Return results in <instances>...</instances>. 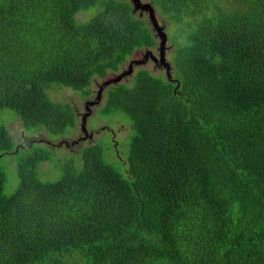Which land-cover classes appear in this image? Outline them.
Segmentation results:
<instances>
[{"label": "trees", "instance_id": "obj_1", "mask_svg": "<svg viewBox=\"0 0 264 264\" xmlns=\"http://www.w3.org/2000/svg\"><path fill=\"white\" fill-rule=\"evenodd\" d=\"M151 4L177 27L173 72L104 86L100 112L131 136L113 163L98 142L64 158L36 135L77 125L54 87L88 96L154 50L150 22L129 0H0V160L16 167L9 193L0 166V264H264V0Z\"/></svg>", "mask_w": 264, "mask_h": 264}, {"label": "rangeland", "instance_id": "obj_2", "mask_svg": "<svg viewBox=\"0 0 264 264\" xmlns=\"http://www.w3.org/2000/svg\"><path fill=\"white\" fill-rule=\"evenodd\" d=\"M131 3L132 1L129 0ZM153 0H142L143 3H151ZM156 12V11H155ZM95 12H81L78 14L79 20H87L91 16H93ZM149 13L145 12L144 18L145 20L149 21ZM156 17L162 26H164L165 31L168 35L169 42H168V49L169 52L166 54L167 56V63H170L173 66V60L169 53H171V45L172 42L170 41V38L173 40L175 37L174 35H177V27L169 22H165V18L163 16H160L158 12H156ZM158 37V36H157ZM158 44V40H157ZM173 46V45H172ZM144 51V52H143ZM139 55H135V57L130 58L122 67L121 70L118 73H110L108 78L106 79H100L98 77H95L92 81V84L90 87H88L89 95H82L78 92H75L69 88H60V87H54L52 90H50L49 95L50 98L55 102H67L71 106L74 107L77 120H76V127L75 128H69L68 133L65 135H61L59 137H50L44 133H40L39 135H36L46 146L50 147L51 149H55L59 156H62L64 158L67 157H73L76 155H80L82 153V148L90 146L92 144H95L98 142V144L102 145L104 148V154L107 160H110L111 162H116L118 160V156L116 154L117 151L121 154L122 157H127L128 155V148L127 144L130 140V137H125L126 133H128V126L123 125L122 123H129V120L124 116L121 115L118 117L119 119H112V117L104 116L102 115V112H100L101 108L105 104L93 106L92 114L91 116H88V122H87V128L89 131L94 129V135L91 137L89 136L87 141H84L79 144L74 145L73 143L75 141H78L80 138L84 136V133L81 129V118L80 115L85 113V105L88 101H95L97 94L100 90L101 85L103 82L115 79L120 74L124 73L128 68L130 67V64L133 60L138 59L141 60L143 63L140 65H137L134 68V71L132 73L125 76V78L122 80L123 82L127 83V85H131L134 81V77L136 73L138 72V69H140L142 66L148 68L152 74L154 75H161L165 74L164 70H159L156 67L153 66V63L150 62V60H146L144 58V54L146 50H143ZM154 53L157 54V51L154 50ZM144 58V59H143ZM152 60V59H151ZM169 61V62H168ZM114 74V76H113ZM107 91V90H106ZM105 91V92H106ZM104 92V94H105ZM7 115L14 116V114L10 111L5 112ZM87 117V118H88ZM8 119V118H7ZM120 121V122H119ZM122 122V123H121ZM7 127L9 128L14 140L19 143H26V146H29V139L25 137L24 131L21 126L20 120H7ZM103 128V129H102ZM104 128L106 130H104ZM112 133L116 134L115 139H118L119 141V148L116 150V145L114 143V138L112 136ZM125 137V138H124ZM68 143L69 145H67ZM13 159L10 157H5L0 160V166L4 169L7 178H8V184H7V191L10 193L14 191L15 185H13V181L16 180V167L14 168ZM41 177L42 179H54L56 175L55 168L49 164L44 163L41 167Z\"/></svg>", "mask_w": 264, "mask_h": 264}, {"label": "water", "instance_id": "obj_3", "mask_svg": "<svg viewBox=\"0 0 264 264\" xmlns=\"http://www.w3.org/2000/svg\"><path fill=\"white\" fill-rule=\"evenodd\" d=\"M133 7H134V11L135 13L138 11H141L142 13L144 12H148L149 13V22L151 24L152 29L154 30V32L157 34L158 38L160 39V45H159V52H160V57H155V55L153 54V52H148L145 54V59L148 60L149 56L151 55L154 59H156L160 65H162L165 69H166V74L168 76V79L171 80V70H172V66L170 63H167V57H166V53L167 51H169L168 49V42H169V38L168 35L165 31L164 26L161 25V23L159 24L157 17H156V12L154 10V7L151 3H143L142 0H131ZM143 62L141 60H134L131 64L130 67L128 68V70H126L124 73L120 74L119 76H117V78L115 79H110L105 81L101 87L100 90L97 94V100L94 102H89L86 106V109L88 110L89 114L92 113V107L94 105L97 104V102H99L102 98L103 95V91H104V86H109L111 84L112 81L115 82H121L126 75L132 73V71H134V64L136 65H141ZM89 114L87 113L86 115H84L82 117V123H81V129L82 132H86L87 134V117L89 116ZM89 136H87L88 138ZM84 140L86 139L85 137L83 138Z\"/></svg>", "mask_w": 264, "mask_h": 264}, {"label": "flooded vegetation", "instance_id": "obj_4", "mask_svg": "<svg viewBox=\"0 0 264 264\" xmlns=\"http://www.w3.org/2000/svg\"><path fill=\"white\" fill-rule=\"evenodd\" d=\"M137 13H138V16H140V17H143L144 14H145V13H142L141 11H139V12H137ZM155 50H156V48H155ZM151 59H152V60H151ZM149 60H150V62L153 63V66H154V67H156V68L159 69V70H163V69L160 67V64H159L156 60H154L152 57H150ZM163 68H164V67H163ZM89 102H94V101H88V102L86 103V105H85V113L80 115L81 121H82V117H83L84 115H86L87 113L89 114L88 110L86 109V106H87V104H88ZM96 105H97V104H96ZM96 105H95V106H96ZM91 114H92V113H91ZM91 114H89V116H91ZM93 135H94V130L90 131V135H88V136H91V137H92ZM88 138H89V137H88ZM81 141H82V140H81Z\"/></svg>", "mask_w": 264, "mask_h": 264}, {"label": "clouds", "instance_id": "obj_5", "mask_svg": "<svg viewBox=\"0 0 264 264\" xmlns=\"http://www.w3.org/2000/svg\"><path fill=\"white\" fill-rule=\"evenodd\" d=\"M137 13V12H136ZM145 13V12H144ZM149 16V15H148ZM153 30V29H152ZM155 38H156V40H158V44H157V46H156V51H157V54H155L154 53V50H147V51H145V54L146 53H148V52H153V54L155 55V57H160V52H159V45H160V39L157 37V34L155 33ZM169 51H167V53H168ZM166 53V54H167ZM145 54H144V57H145ZM150 57H152L151 55L149 56V58ZM167 57V56H166ZM153 58V57H152ZM154 59V58H153ZM154 60H156V59H154ZM157 61V60H156ZM158 62V61H157ZM169 62V61H168ZM159 63V62H158ZM160 64V63H159ZM172 66V65H171ZM164 71H165V74H166V69L165 68H162ZM171 72H173V66H172V70H171ZM167 75V74H166ZM113 76H114V74H113ZM80 141H81V138H80Z\"/></svg>", "mask_w": 264, "mask_h": 264}]
</instances>
